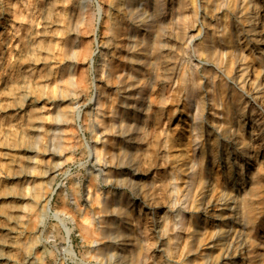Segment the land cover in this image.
Listing matches in <instances>:
<instances>
[{
    "label": "bare ground",
    "instance_id": "obj_1",
    "mask_svg": "<svg viewBox=\"0 0 264 264\" xmlns=\"http://www.w3.org/2000/svg\"><path fill=\"white\" fill-rule=\"evenodd\" d=\"M85 2L44 0L46 9L64 8L66 15L23 31L11 67L0 77L5 94H0V174H7L11 134L18 128L23 132L19 148L34 151L39 104L51 109L49 128L73 133L59 126H69V95L80 100L88 88L87 72L75 71V33L60 39L64 58L53 80L47 75L37 80L50 86L48 95L30 91L27 80L38 64L41 41L57 37L53 26L80 22ZM191 11L192 23L183 31L155 39L153 23L163 15L158 8L145 2L134 11L109 6V32L83 117L90 133L86 177L72 188L71 220L86 243V255L96 257L105 247L121 257L116 264H125L141 242L154 236L155 246L171 259L152 264H264V0H191ZM126 20L127 28L122 26ZM4 28L0 24V32ZM154 120L164 125L151 148ZM44 154L57 158L52 149ZM22 158L17 161L25 167L32 163L29 155ZM55 167L42 176L49 177ZM26 169L19 175L23 188L1 195L9 204L2 215L17 222H24L30 210L32 172ZM44 194L36 215L44 208ZM97 230L107 239L97 238ZM29 243L21 242L24 258ZM10 246V239H0V264H7Z\"/></svg>",
    "mask_w": 264,
    "mask_h": 264
},
{
    "label": "rangeland",
    "instance_id": "obj_2",
    "mask_svg": "<svg viewBox=\"0 0 264 264\" xmlns=\"http://www.w3.org/2000/svg\"><path fill=\"white\" fill-rule=\"evenodd\" d=\"M68 1L54 0L59 5H64ZM142 2L150 7L158 8L163 14L153 23L151 38L155 36V39H162L163 34L177 30L183 31L186 25L192 23L191 0H87L83 6L80 22L67 25L61 23L60 26H53V32H51L57 34V37L49 36L43 39L39 48L36 49L35 57L38 64L35 65L33 75L27 80L30 91L44 95L49 94L50 86H43L37 83V80L44 75H47L51 81L53 80L55 70L64 58L60 39L67 32H73L76 35L75 71L76 73L83 70L87 72L88 88L83 92L80 100L75 98V94L68 97L67 102L72 109L68 121L69 126L61 125L59 128L63 127L62 130L72 128L73 133L66 136L64 133H57V129L53 126L49 128L53 121L51 109L47 103L43 102L39 104L41 106L38 114L39 128L34 135V151L26 152V154L19 148L23 144V132L19 128L11 134L14 145L9 151L7 174H0V239L8 238L11 241V246L5 253L7 264H116L121 260L119 256H111V252H107L105 247L96 257L85 254L86 243L78 234L71 220L73 212L72 188L75 182L82 184L86 177L89 156L85 144L90 141V133L84 128L83 117L91 105L90 98L94 95L93 78L95 68L101 60L103 37L109 32L106 13L109 11V6L114 3L122 10L129 7L134 11ZM44 4V0H0V24L5 26L0 32V53L2 54L0 77L4 71L10 69L23 31L31 28L35 22L41 25L45 18L54 19L66 15L67 10L64 8L60 10L59 8L46 9ZM188 7H190L189 10ZM21 12L27 15L26 19L20 16ZM223 22H226V16L223 17ZM195 25L196 28H199L201 22L198 20ZM122 26L125 28L130 26L129 20L123 22ZM202 27L205 28V25ZM155 46L159 50L160 44H155ZM8 50H11L10 58L6 59ZM44 62L47 63L44 64ZM2 90L0 87V94L4 96ZM10 101L13 104L17 99L13 98ZM158 105L157 102L156 106L158 107ZM163 123L157 120L151 122V148L152 138L156 130L164 125ZM23 128L21 127V129ZM64 136L67 137V145H60L63 143ZM47 149H52L57 153L56 160L52 161L48 155L45 157L44 152ZM27 155L32 157V163H27L25 167L23 163L17 161V157L22 156L24 159ZM54 164L55 169L49 177L44 178L43 172ZM26 168L32 172V177L29 179V185L32 188L28 191L27 201L30 210L24 223L23 221H13L10 217L2 215L8 209L9 204L1 195L5 191L13 192L23 188L19 175ZM44 192L45 197L42 201L44 208L36 215L37 203ZM6 225L10 227L7 233L3 230ZM103 233V231L97 230V238H101V241L107 239L103 237ZM32 237L33 239H31ZM18 239L21 242L30 241L26 256L28 260L26 257L24 258L25 254L22 255V244ZM147 242V244L141 242L138 250L127 256L125 264H152L154 260L171 259L168 252L161 250V245L155 246L158 242L157 237L150 236ZM154 247L157 249L156 252L152 251Z\"/></svg>",
    "mask_w": 264,
    "mask_h": 264
}]
</instances>
